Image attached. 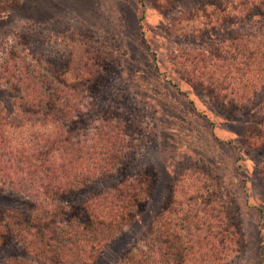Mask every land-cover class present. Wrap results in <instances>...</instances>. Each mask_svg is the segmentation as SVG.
Returning a JSON list of instances; mask_svg holds the SVG:
<instances>
[{"label":"rangeland","instance_id":"374dc122","mask_svg":"<svg viewBox=\"0 0 264 264\" xmlns=\"http://www.w3.org/2000/svg\"><path fill=\"white\" fill-rule=\"evenodd\" d=\"M199 1L203 0H178L173 7L166 0L13 1L0 12V109L2 117L11 121L18 115L13 105L22 93L15 82H8L16 81L11 68L4 69L13 48L17 57L10 63L17 64L11 67L28 70L26 75L37 81V90L49 97L50 102L35 114L40 123L53 119L48 109L57 105L56 95L61 107L74 96L78 108L69 110L70 141L86 139L81 133L90 142L108 128L116 132L121 145L117 173L82 189L88 190L75 196L77 201L101 186L125 180L126 188L139 180L152 187L157 176L159 196L142 201L122 230L135 243L147 235L157 209L172 191L177 195L192 189L193 193L215 183L214 188L209 186L215 193L205 191L188 202L198 218L208 215L214 221L221 201L230 243L224 264H264V174L250 138V131H258L262 94L257 93L252 103H239L192 82L184 72L165 75L170 43L176 47L198 43L170 35L168 27L178 20L180 7ZM1 176L0 213L14 212L21 205L9 202L6 195L15 191ZM168 185L173 190L168 192ZM199 234L206 236L203 229ZM118 235L120 239L121 232ZM111 257L114 252L107 249L99 262L107 263ZM21 260L35 264L21 243L13 239L0 243V264Z\"/></svg>","mask_w":264,"mask_h":264},{"label":"trees","instance_id":"16d2710c","mask_svg":"<svg viewBox=\"0 0 264 264\" xmlns=\"http://www.w3.org/2000/svg\"><path fill=\"white\" fill-rule=\"evenodd\" d=\"M13 1L17 0H0V12ZM177 2L166 0V5L173 7ZM180 8L178 20L168 27L170 35L198 43L180 47L170 43L166 52L171 61L165 75L184 72L192 82L239 103H252L257 93L262 94L258 103L261 116L255 126L258 131H250V138L258 149L264 174V0H203ZM10 53L4 69L11 68L16 81L8 82H15L14 87L22 94L13 105L18 115L12 121L2 117L0 109V174L15 191L14 195H6L9 202L19 203L21 208L0 213V243L12 239L21 243L35 264H101L99 259L107 249L115 257L104 264L225 263L230 243L221 201L214 221L208 220V215L198 218L195 206L192 208L188 202L210 191L209 186L214 188L215 183L202 185L193 193L192 189L177 191L178 196L172 191L168 201L158 206L159 213L147 235L135 243L125 238L122 230L142 201L150 195L159 196L157 176L152 187L139 180L126 188L125 180L120 186H101L77 201L75 196L88 190L82 189L117 173L121 145L116 132L108 128L94 134L90 142L87 134L81 133L79 136L86 139L70 141L73 135L67 126L73 120L69 110L78 108L74 96L61 107L56 95L57 105L48 109L53 119L48 124L40 123L35 114L38 107L50 102L49 97L37 90V81L26 75L28 70L11 67L17 64L10 63L17 51L12 48ZM212 140L216 145L217 138ZM170 189L168 185V192ZM176 205L182 208L175 209ZM201 229L206 236L199 234ZM17 264L29 263L21 260Z\"/></svg>","mask_w":264,"mask_h":264}]
</instances>
